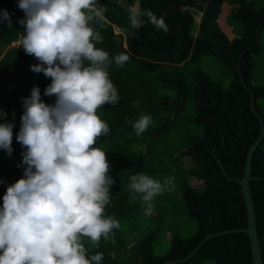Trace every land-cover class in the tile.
I'll return each mask as SVG.
<instances>
[{"label":"trees","instance_id":"16d2710c","mask_svg":"<svg viewBox=\"0 0 264 264\" xmlns=\"http://www.w3.org/2000/svg\"><path fill=\"white\" fill-rule=\"evenodd\" d=\"M17 2L0 0V9L13 14L12 27L6 21L0 22V79L10 83L9 88L0 85V110L7 113L0 122L6 119L14 123L11 155L0 149V181L5 182L0 183V197L6 185L22 177L25 167L21 164L23 148L15 139L23 112L22 99L38 87L45 103L55 102L54 95H44L51 78L31 70L37 59L17 43L24 32V26L17 22L24 17ZM98 4L105 8V18L93 21L104 37L96 46L108 51L110 58L127 52L130 59L123 67L114 63L109 66L119 99L115 105L105 103L97 109L110 132L97 138L94 145L105 151L109 175L115 181L105 214L118 219L121 227L113 230L115 242L101 238L98 247L88 248V254L103 252L102 264H125L129 246L122 222L131 215L135 202L130 199L129 177L143 172L163 180L165 176L160 177V173L166 166V177L173 176L175 185L181 187L188 212L197 221V231L187 239L173 238L164 256L154 255L155 234L150 232L136 242L139 262L131 264L181 259L207 234L246 228V208L235 179L242 177L248 149L259 134L258 119L250 109V91L261 115L256 101L264 96V86L251 85L250 73L252 53L259 50L258 35L264 28V0H139L141 9H150L164 18L167 32L155 28L147 17H143L142 27L131 28L132 7L121 0H98ZM225 8L233 11V18L241 26L239 37L230 39L218 25ZM193 11L201 14L199 19L195 20ZM196 27L198 33L194 36ZM204 56L216 57L230 70L233 80L229 87L222 88L199 66ZM188 97L193 98V106L187 105ZM142 114H149L152 123L137 136L131 122ZM189 125L199 127V131L194 133L195 128ZM261 143L252 157L249 186L264 264ZM183 156L189 158V163L180 160ZM206 259L216 264H252L248 236L229 233L211 237L190 259L175 264H201Z\"/></svg>","mask_w":264,"mask_h":264},{"label":"clouds","instance_id":"9594fccd","mask_svg":"<svg viewBox=\"0 0 264 264\" xmlns=\"http://www.w3.org/2000/svg\"><path fill=\"white\" fill-rule=\"evenodd\" d=\"M98 5V0L17 2L24 12L17 20L24 26L17 43L37 59L31 70L51 78L44 95H54L55 102L45 103L38 87L22 99L15 139L23 148L25 167L0 197V264H102L104 253L89 255L88 248L98 247L101 238L115 242L113 230L121 227L118 219L105 214L115 181L105 151L94 145L110 132L97 109L119 99L109 66L123 67L130 55L121 52L110 58L96 46L104 39L93 25L105 18V8ZM131 7V28L142 27L147 17L155 28L168 31L164 18L141 9L139 0ZM12 15L0 9V22L12 27ZM5 117L0 110V118ZM131 123L139 136L152 117L142 114ZM13 128L6 119L0 122V149L8 155ZM128 188L130 199L139 198L143 214L151 216L154 199L174 190L175 178L160 180L139 172L129 177Z\"/></svg>","mask_w":264,"mask_h":264},{"label":"rangeland","instance_id":"374dc122","mask_svg":"<svg viewBox=\"0 0 264 264\" xmlns=\"http://www.w3.org/2000/svg\"><path fill=\"white\" fill-rule=\"evenodd\" d=\"M121 2L127 7L136 4V0H121ZM193 13L195 20L200 18V13L195 11H193ZM232 15L233 11L229 8H225L219 18L218 24L222 32L230 39L239 37L241 34V26ZM197 24L196 22V25ZM197 33L196 27L193 33L194 36H196ZM258 47L259 50L252 53L250 83L253 86H264V28L261 29L258 35ZM199 66L211 76L213 81L219 83L222 88L229 87L233 80V74L216 57H202ZM0 85L9 88L10 83L0 79ZM189 98L190 97H188L187 105L193 106V98ZM256 103L260 109L261 118L264 122V96L258 97ZM189 126L192 127L193 130L195 128L193 131L194 133L199 131V127L193 125ZM261 151L264 157V140L261 143ZM180 160L184 163H189L190 161L189 158L185 156ZM166 173L167 166L166 169L161 170L160 177H166ZM196 187L197 186L194 185V188ZM180 188L179 185H175L174 190H166L158 195L153 201L155 210L151 216H145L143 214L142 201H140L139 198L135 200L131 215L122 222L123 230H125L124 237L127 239L129 246L124 256L125 264L139 262V257L135 251L136 242L142 240L150 232H154L155 234V238L152 242L155 256H164L170 250L173 238L187 239L196 233L198 228L197 221L189 214ZM201 264H216V262L212 259H206Z\"/></svg>","mask_w":264,"mask_h":264},{"label":"water","instance_id":"95a60500","mask_svg":"<svg viewBox=\"0 0 264 264\" xmlns=\"http://www.w3.org/2000/svg\"><path fill=\"white\" fill-rule=\"evenodd\" d=\"M237 70H238V66H237ZM240 80L243 83V85L245 86L242 78H240ZM250 109H251L252 113L256 116V118L258 119L259 134L248 149L242 177L240 179L239 178L235 179V181L238 182L240 187H241L240 192L243 196V200H244V204H245V208H246V221H247L246 228L224 230V231H220V232L213 233V234H207L200 241V243H198L196 245V247L191 251V253H189L187 256H185L181 259L166 261L163 264H175V263H179L182 261H186V260L190 259L196 253V251L200 248V246L207 239H209L211 237L223 235V234H229V233H244V234H246L248 236L249 242H250L252 264H262V249H261L259 236H258V232H257L255 207H254V203L252 200L249 182L252 179L251 174H250L251 173L252 157H253L255 150L257 149L258 145L261 143V141L264 137V124H263L260 113L255 109L254 101H253V95H252L251 91H250ZM220 167H221V170H222L223 174L225 175V177L229 178L225 174L222 166H220ZM257 179H260V178H257Z\"/></svg>","mask_w":264,"mask_h":264}]
</instances>
